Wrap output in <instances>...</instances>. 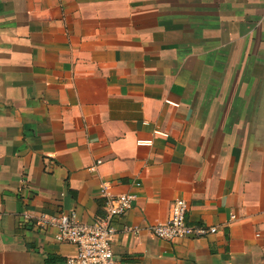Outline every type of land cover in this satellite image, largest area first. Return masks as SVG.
<instances>
[{"label": "crops", "instance_id": "0c3cea01", "mask_svg": "<svg viewBox=\"0 0 264 264\" xmlns=\"http://www.w3.org/2000/svg\"><path fill=\"white\" fill-rule=\"evenodd\" d=\"M125 194L121 264H264V0H0V264H65L24 216ZM177 199L218 232L156 238Z\"/></svg>", "mask_w": 264, "mask_h": 264}, {"label": "built area", "instance_id": "2783aa9c", "mask_svg": "<svg viewBox=\"0 0 264 264\" xmlns=\"http://www.w3.org/2000/svg\"><path fill=\"white\" fill-rule=\"evenodd\" d=\"M139 186L140 184H137V187ZM136 200L137 196L133 194L107 196L104 216L97 218L91 225L80 221L75 213H62L59 216L42 214L36 217L26 214L24 221L25 225L39 231L55 230L57 243L71 245L77 249V254L69 257L65 264H121L113 251L117 231L112 222L127 215L134 208ZM188 210L189 206L185 200H175L167 222L152 225L149 228L151 233L162 241L173 243L191 236L202 238L218 232L217 228L188 226Z\"/></svg>", "mask_w": 264, "mask_h": 264}, {"label": "trees", "instance_id": "16d2710c", "mask_svg": "<svg viewBox=\"0 0 264 264\" xmlns=\"http://www.w3.org/2000/svg\"><path fill=\"white\" fill-rule=\"evenodd\" d=\"M54 262H56V261H54ZM47 264H54V263L49 259V261L47 262Z\"/></svg>", "mask_w": 264, "mask_h": 264}]
</instances>
